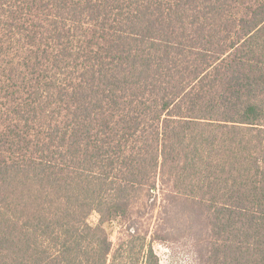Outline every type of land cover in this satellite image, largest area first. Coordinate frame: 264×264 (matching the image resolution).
Listing matches in <instances>:
<instances>
[{"label": "trees", "instance_id": "trees-1", "mask_svg": "<svg viewBox=\"0 0 264 264\" xmlns=\"http://www.w3.org/2000/svg\"><path fill=\"white\" fill-rule=\"evenodd\" d=\"M172 217L264 264V0H0V264H160Z\"/></svg>", "mask_w": 264, "mask_h": 264}, {"label": "rangeland", "instance_id": "rangeland-1", "mask_svg": "<svg viewBox=\"0 0 264 264\" xmlns=\"http://www.w3.org/2000/svg\"><path fill=\"white\" fill-rule=\"evenodd\" d=\"M145 210L147 213L153 215L154 220L145 214L139 222V227L142 234L149 233V241L153 226L155 225V229L157 227V218L160 217V210L157 209L154 213V210L148 207L143 210L144 213ZM161 217L164 219L166 218L163 215ZM90 223L92 225L98 223V216L96 214H93L90 218ZM162 228V235L166 240L153 243V248L160 259V264H200L199 258L201 248L196 245V236L194 235V232L189 233L185 230V223L180 221L178 217H172L170 218V221L168 220L167 223H163ZM108 231L111 240L115 245L118 244L119 241L127 239L126 236L121 233L123 227H121L119 222H115L108 228Z\"/></svg>", "mask_w": 264, "mask_h": 264}]
</instances>
